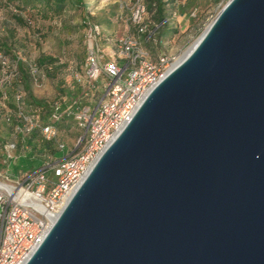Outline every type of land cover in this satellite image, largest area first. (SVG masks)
I'll use <instances>...</instances> for the list:
<instances>
[{"label":"water","instance_id":"95a60500","mask_svg":"<svg viewBox=\"0 0 264 264\" xmlns=\"http://www.w3.org/2000/svg\"><path fill=\"white\" fill-rule=\"evenodd\" d=\"M23 264H264V0H227Z\"/></svg>","mask_w":264,"mask_h":264},{"label":"rangeland","instance_id":"374dc122","mask_svg":"<svg viewBox=\"0 0 264 264\" xmlns=\"http://www.w3.org/2000/svg\"><path fill=\"white\" fill-rule=\"evenodd\" d=\"M137 1L143 2V22L147 26L155 25L145 9V0H79L68 5L60 15L46 19H40L34 11L17 10L16 3L0 0V91L1 96L5 93L7 97L6 101L0 96V179L18 178L21 174L12 177L11 172L17 158L28 152L20 141L9 157L3 150L5 145L18 142L12 126L4 120L5 114L12 111L7 106L12 87L22 89L24 113L38 114L41 118L48 113H40L41 109L33 102L47 111L53 103L68 106L75 102L73 106L80 108L69 109L71 114L61 116L52 146L58 149L56 145H62L58 150L64 157L78 150L77 142L82 140L84 130L74 116L82 108L92 112L106 83L103 76L92 84L84 77L87 24L98 27L95 46L104 60L118 61L112 55L116 41L131 36L149 59L154 61L165 56L176 61L185 55L227 0H174L172 6L165 7L166 27L161 30L165 34L154 36L150 44H145L130 25V10ZM41 57L51 58L52 64L38 66L37 60ZM18 62L29 76L26 89L17 78ZM55 161L51 157L43 160Z\"/></svg>","mask_w":264,"mask_h":264},{"label":"built area","instance_id":"2783aa9c","mask_svg":"<svg viewBox=\"0 0 264 264\" xmlns=\"http://www.w3.org/2000/svg\"><path fill=\"white\" fill-rule=\"evenodd\" d=\"M143 14L142 2H134L129 20L135 34L141 37L151 34L143 22ZM98 34L96 25L87 24L82 67L88 84L96 82L99 76H103L106 83L92 112L82 108L74 116L77 125L84 130L82 140L77 142L78 150L58 161L44 162L40 169L24 173L15 180L6 176L0 179V264H23L27 260L97 157L147 92L175 63L165 56L154 61L149 59L131 36L116 41L112 55L118 61L104 60L95 46ZM1 98L5 100V95ZM14 102L16 110L7 112L4 117L7 124L14 121V134L27 136L38 132L43 140L55 142L54 123L61 116L57 103H53L50 123L44 124L22 112L19 94L14 96ZM56 147L62 149V145ZM14 149L13 144L3 147L7 157Z\"/></svg>","mask_w":264,"mask_h":264},{"label":"trees","instance_id":"16d2710c","mask_svg":"<svg viewBox=\"0 0 264 264\" xmlns=\"http://www.w3.org/2000/svg\"><path fill=\"white\" fill-rule=\"evenodd\" d=\"M9 1L8 3H16L15 8L19 11H25L28 12L34 11L35 15L39 16L40 19H46L50 17H56L60 15L64 9L72 4L74 2H78L79 0H6ZM15 1V2H13ZM145 9L147 13L150 14L151 19L154 21L155 25L148 26L149 30L151 31V34L149 36H142V39L145 44H150L151 40L154 36H163L165 33L161 32V30H164L166 27V21H165V7L169 4L172 6L174 4V0H145ZM143 4V2H142ZM161 32V33H160ZM4 49V47H2ZM1 49V48H0ZM52 59L49 57H41L37 60V65L40 67H46L48 64H52ZM17 78L20 82H22L26 87V83L28 82L29 76L24 71L22 64L18 62L17 64ZM22 89H18L17 87H12L10 92V102H8V107L13 111L16 110V104L14 102V96L16 94H19L20 96V104L19 107L23 111V100H22ZM5 100L7 99L6 94ZM1 96V91H0ZM7 101V100H6ZM75 102H71L68 106L58 104V112L60 115L65 116L67 114H71L72 111L69 109H75L80 108L77 106H73ZM33 105L40 108V113H48L45 118H41L38 114H31L37 120L43 122L44 124H49V116L52 112V106L50 105L49 111L41 108L39 105L33 102ZM39 113V114H40ZM60 116V118H61ZM59 121V120H58ZM58 121L54 123V126H58ZM14 124V121L10 123V127ZM18 142L11 143L14 145L15 149L17 148L19 141L22 145H24L28 152L25 156H19L16 160L17 164L14 166L13 171L11 172L12 177H16L19 173V175L27 173V172H34L42 167L44 164L43 160L46 157H51L52 159L58 161L62 158H64L63 153L61 150L56 149L53 147L52 141H45L43 140L38 132H33L27 136H21L16 135ZM14 149V150H15ZM20 175V176H21Z\"/></svg>","mask_w":264,"mask_h":264},{"label":"bare ground","instance_id":"6f19581e","mask_svg":"<svg viewBox=\"0 0 264 264\" xmlns=\"http://www.w3.org/2000/svg\"><path fill=\"white\" fill-rule=\"evenodd\" d=\"M178 61H179V60H176L175 63H174L173 65H175ZM173 65H172V66H173ZM55 217H56V216H55ZM53 219H54V218H53ZM53 219H52V221H53Z\"/></svg>","mask_w":264,"mask_h":264}]
</instances>
